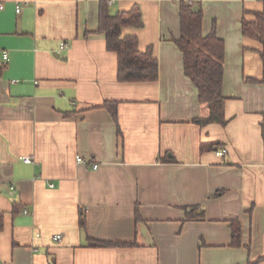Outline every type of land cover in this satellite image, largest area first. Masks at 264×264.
Wrapping results in <instances>:
<instances>
[{"label":"crops","instance_id":"1","mask_svg":"<svg viewBox=\"0 0 264 264\" xmlns=\"http://www.w3.org/2000/svg\"><path fill=\"white\" fill-rule=\"evenodd\" d=\"M100 1L0 0V264H264L263 72L241 33L264 0H112L139 7L122 34L158 62L155 82L124 83ZM180 1L223 40L225 125L199 122L209 110L173 42Z\"/></svg>","mask_w":264,"mask_h":264},{"label":"trees","instance_id":"2","mask_svg":"<svg viewBox=\"0 0 264 264\" xmlns=\"http://www.w3.org/2000/svg\"><path fill=\"white\" fill-rule=\"evenodd\" d=\"M179 37L173 39L182 55L183 72L197 90V99L207 106L209 113L199 120L201 124L218 123L225 125L223 113L225 97L222 94L224 43L215 32V24L209 34H202L203 11L198 3L180 1L179 4ZM252 19L241 20L243 37L260 45L259 56L262 62V79L264 83V5L260 12H252ZM141 11L134 5L128 11L111 12L108 0H101L98 11V28L96 33L102 34L105 47L117 56L116 79L118 82H155L158 78V62L153 56V50L148 47L139 50L135 35H123L124 28H140L142 26ZM88 34V33H87ZM116 122L115 106L105 103ZM197 213L195 218L201 216ZM139 218L136 211V219ZM79 225L85 226L84 215H79ZM231 229V244L240 245L241 225L238 221L229 223ZM2 219L0 217V229ZM96 247L125 246L120 243H110L90 240Z\"/></svg>","mask_w":264,"mask_h":264},{"label":"built area","instance_id":"3","mask_svg":"<svg viewBox=\"0 0 264 264\" xmlns=\"http://www.w3.org/2000/svg\"><path fill=\"white\" fill-rule=\"evenodd\" d=\"M112 2V0H108V4H110ZM2 6V3L0 2V7ZM21 7H20V5L19 4H16L15 5V12L17 13V14H19L20 13V9ZM67 48V45H66V43H60V47H59V49L62 51V50H65ZM3 58L4 59H6V54H4L3 55ZM225 152H226V150L225 149H221V150H218V151H216V154L218 155V156H220V157H222L224 154H225ZM22 161L24 162V163H31V159L29 158V157H23L22 158ZM77 162L78 163H86L83 159H81V158H77ZM91 167L93 168V169H95V168H97V165L96 164H92L91 165ZM51 187H52V185H51ZM13 186H9V191L12 193L13 192ZM26 211H24V213H25ZM60 238V236L59 235H56L55 237H54V239L55 240H58Z\"/></svg>","mask_w":264,"mask_h":264},{"label":"water","instance_id":"4","mask_svg":"<svg viewBox=\"0 0 264 264\" xmlns=\"http://www.w3.org/2000/svg\"><path fill=\"white\" fill-rule=\"evenodd\" d=\"M56 56H59V55H56Z\"/></svg>","mask_w":264,"mask_h":264}]
</instances>
